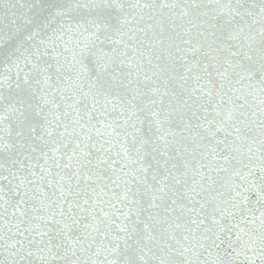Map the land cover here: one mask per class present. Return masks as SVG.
<instances>
[{"label": "snow or ice", "instance_id": "snow-or-ice-1", "mask_svg": "<svg viewBox=\"0 0 264 264\" xmlns=\"http://www.w3.org/2000/svg\"><path fill=\"white\" fill-rule=\"evenodd\" d=\"M0 264H264V0H0Z\"/></svg>", "mask_w": 264, "mask_h": 264}]
</instances>
